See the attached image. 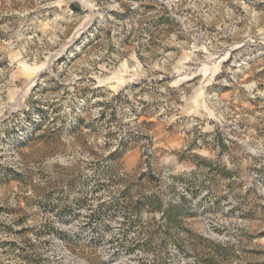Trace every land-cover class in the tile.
<instances>
[{
  "label": "rangeland",
  "instance_id": "rangeland-1",
  "mask_svg": "<svg viewBox=\"0 0 264 264\" xmlns=\"http://www.w3.org/2000/svg\"><path fill=\"white\" fill-rule=\"evenodd\" d=\"M0 264H264V0H0Z\"/></svg>",
  "mask_w": 264,
  "mask_h": 264
},
{
  "label": "trees",
  "instance_id": "trees-1",
  "mask_svg": "<svg viewBox=\"0 0 264 264\" xmlns=\"http://www.w3.org/2000/svg\"><path fill=\"white\" fill-rule=\"evenodd\" d=\"M153 204V207L159 211H162L164 214H168L167 219L170 223H174L177 220L180 222L187 217L191 216V207L189 205L190 201L186 198L185 195H180V202L177 205H170L168 209L162 207L160 199L158 200L157 196H153L148 199V203Z\"/></svg>",
  "mask_w": 264,
  "mask_h": 264
}]
</instances>
